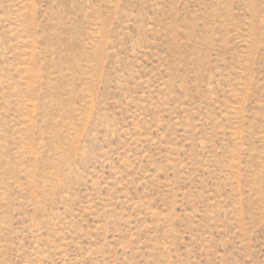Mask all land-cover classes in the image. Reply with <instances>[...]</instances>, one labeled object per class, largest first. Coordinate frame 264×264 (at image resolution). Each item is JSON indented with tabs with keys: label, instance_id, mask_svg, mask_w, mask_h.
Here are the masks:
<instances>
[{
	"label": "rangeland",
	"instance_id": "rangeland-1",
	"mask_svg": "<svg viewBox=\"0 0 264 264\" xmlns=\"http://www.w3.org/2000/svg\"><path fill=\"white\" fill-rule=\"evenodd\" d=\"M0 264H264V0H0Z\"/></svg>",
	"mask_w": 264,
	"mask_h": 264
}]
</instances>
